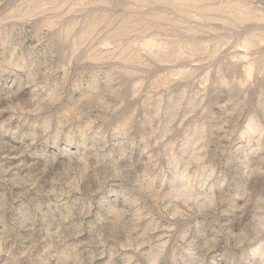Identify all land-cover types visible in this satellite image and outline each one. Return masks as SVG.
Masks as SVG:
<instances>
[{"label": "rangeland", "instance_id": "1", "mask_svg": "<svg viewBox=\"0 0 264 264\" xmlns=\"http://www.w3.org/2000/svg\"><path fill=\"white\" fill-rule=\"evenodd\" d=\"M0 264H264V0H0Z\"/></svg>", "mask_w": 264, "mask_h": 264}]
</instances>
